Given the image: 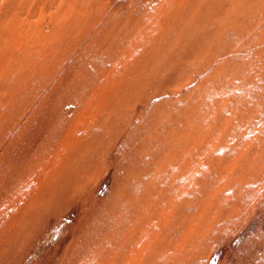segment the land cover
<instances>
[{
	"label": "rangeland",
	"instance_id": "rangeland-1",
	"mask_svg": "<svg viewBox=\"0 0 264 264\" xmlns=\"http://www.w3.org/2000/svg\"><path fill=\"white\" fill-rule=\"evenodd\" d=\"M0 264H264V0H0Z\"/></svg>",
	"mask_w": 264,
	"mask_h": 264
}]
</instances>
